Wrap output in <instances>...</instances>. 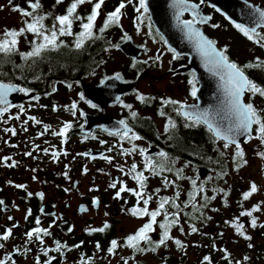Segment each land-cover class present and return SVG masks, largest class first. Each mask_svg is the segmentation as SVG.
Segmentation results:
<instances>
[{
  "label": "flooded vegetation",
  "instance_id": "obj_1",
  "mask_svg": "<svg viewBox=\"0 0 264 264\" xmlns=\"http://www.w3.org/2000/svg\"><path fill=\"white\" fill-rule=\"evenodd\" d=\"M150 1L162 4L164 0ZM72 2L63 0L57 4L67 10ZM96 2L78 6L76 15L86 18ZM121 2L104 0L93 28L99 49L93 57L76 60L79 74L60 79L48 73L45 82L27 85V89L16 84L26 91L20 90V101L0 114V237L11 229L8 240L0 239V261L264 264V156L260 155L261 167L258 178H254L249 174L251 157L247 154L254 127L250 138L239 144L243 151V157H239L235 145L226 148V142L215 138L202 120L196 122L195 117L183 114V107L197 102L191 94L193 87L198 88L195 76L192 71H182L189 59L167 47L148 10L136 11L139 0H123L126 6L119 23L99 31ZM187 2L201 6L202 14L211 17L200 28L219 50L227 46L217 44L215 37L222 32L218 22L223 29L248 38L209 4L201 0ZM193 17L185 12L178 19L191 21ZM77 29L79 25L74 28L75 36L82 31ZM127 40L144 52L136 58L126 57L118 47ZM245 75L248 76L246 72ZM117 76L124 83L135 84L118 101L106 103V98L90 100L84 96V86L100 87L107 78ZM102 88L97 90V96L104 91ZM141 96L144 100L138 98ZM166 100L178 103L165 104ZM120 121L131 129L129 137L136 135L140 139L122 138L124 127ZM65 123L72 127L64 136L58 135ZM161 152L166 157H161ZM149 159L159 175L146 168ZM133 164L137 165L136 172L147 177L143 189L133 179ZM161 165L171 170L160 172ZM252 184L257 191L245 200L244 194ZM122 187L126 190L120 191ZM133 191H142L139 202ZM148 196L152 197L147 205L149 211L159 208L161 198H167L169 203L148 233L151 242L140 241L137 248L128 247L127 238L151 221L150 216L132 214L134 208L145 207L143 199ZM172 201L179 208L173 207ZM254 206H259L260 211L251 217L241 215ZM165 213L169 214L167 220ZM172 213L179 214L169 230L173 239L157 247L163 233L159 225L171 221ZM253 217L256 227L251 226ZM234 223L244 225V236L237 233ZM36 228L50 233H40L43 243L35 234L31 240L28 238L27 234ZM101 228L104 231H98ZM114 240L117 247L109 251ZM175 240H180L183 247Z\"/></svg>",
  "mask_w": 264,
  "mask_h": 264
},
{
  "label": "snow or ice",
  "instance_id": "obj_2",
  "mask_svg": "<svg viewBox=\"0 0 264 264\" xmlns=\"http://www.w3.org/2000/svg\"><path fill=\"white\" fill-rule=\"evenodd\" d=\"M62 2L63 0H56V3L58 4ZM91 2L92 0H73V2L67 8L66 14L59 15L54 18V23L52 24L50 29L47 28L46 25L44 24V21L47 19V15H36V11L41 7L40 0H29L28 6L30 9H32V11H28L26 9L20 8L19 6H15L13 8V11H17L21 14V16L28 17L29 19L25 20L24 26L18 30L17 29L4 30L2 35H0V53L6 55L12 53L17 47L18 37L24 35L26 32H29L32 33L35 37L41 38L42 42L39 43L34 48L33 51L22 55L39 56L42 50L47 49L49 47L52 48L57 47L58 46L57 41L60 36L73 35L72 26L74 20L82 21L86 19L87 21L86 23H81L82 31L78 34L75 45L77 48H80L86 39L93 38V28L95 25V21L97 19V16L99 15V9L104 3V0H97V2L94 3L92 7L91 14L88 15L86 18L76 15L78 6ZM128 2L131 3L132 0H128ZM179 2L185 6V10L190 8L194 12L193 20L183 21L182 24L188 30L190 38L195 40L197 50L206 60V66L210 64L211 67L209 70L212 71L214 74L219 75L221 80L224 81L223 87L227 99V105H226L227 112L225 113L223 119L228 120V126L223 136L220 128L218 126H214L211 120H209L207 112L198 113L195 117L196 122H200V117L203 116L204 122L208 124L210 130H213L217 137L222 136V138L226 141L224 146L227 148L229 144H235L237 148V156L243 157V151L240 149V145L235 138L236 135H243L245 133H250L252 130V126L257 125L258 126L257 132L259 134L257 138L260 139L262 143H264V116L261 115V111L258 110L252 102L244 103L242 101V96L247 92L250 93L252 97H255L256 95H259L260 97H264V87H261L252 80H250L248 76L245 75V71L243 68L238 66L235 62L229 61L228 57L225 55L226 50H217L215 47V42L208 39L206 36L203 35L202 32H200L194 27V24L196 23H206L208 20L211 19V17H203L197 20L195 15V9H197L199 6L196 4L189 5L187 3V0H179ZM201 2H203V0H201ZM125 6L126 5L122 0L119 6L113 12L108 14L103 27L100 28L99 31L104 32L109 26L113 24H118L122 14L121 10L124 9ZM141 9L147 12L145 0H139V7L136 9V11L139 12ZM256 11L258 13L257 26H259V21H264V10L257 9ZM235 26L241 32H243L244 35L247 36L249 39H252L254 35H257L255 27L249 29L243 27L240 24H236ZM214 27H218V25H214ZM256 66L259 67L260 65L257 64ZM245 67H253V65L249 64L246 65ZM117 79H119V76H117ZM69 87H71V85H69ZM13 90L15 89L13 88L12 85L0 83V104L4 105V107L0 108V114H3L4 112L8 111L10 105L8 104L7 101V95L9 92ZM20 90L26 91L24 89H20ZM191 94L193 96H196L195 87H193ZM138 98L144 100V97L142 96ZM164 103L177 104L178 102L173 100H166L164 101ZM126 107H130V106H126ZM181 107H183V105H181ZM75 108H76V104L73 103L72 109ZM73 114L75 115L74 112ZM81 115H83V113H81ZM132 115L135 116L136 114L133 113ZM161 115H163V112H161ZM120 124L123 125L124 127L122 138L128 137L129 139H133V140L140 139V137L136 135H132L131 137H129V132H131V129L128 128L125 121H120ZM71 127L72 125L70 123H65L63 128L57 134L64 136L67 130L70 129ZM47 130H48L47 126H45V131ZM115 134L119 135L120 133L117 132ZM132 151H135V146H133ZM140 151L141 154L143 155L144 150L141 149ZM125 154H130V153L126 151ZM260 155L264 156V153H261ZM160 156L166 157V154L161 152ZM136 168L137 165L133 164L131 166L130 171L132 173H135L133 179L137 180V182L140 185V188L143 189L145 187V181L147 177L144 176L143 172H136ZM146 168L152 169L154 174L159 175V172L156 171L155 166L152 164V161L150 159L147 160L146 162ZM165 170L170 171L171 169H165L163 165H161L159 171L162 172ZM178 177H179V172H178ZM167 183L168 181L165 178V185H167ZM192 183L193 185H195L196 181L193 180ZM112 187H115V184H113ZM125 190L126 189L123 187L120 189V191H125ZM256 191H257V186L255 184H252L251 190L244 194V199L247 200ZM133 194L138 197V202H139V198H143L142 191L140 192L133 191ZM42 195L43 194H41V196ZM178 195L179 194H177V196ZM117 196H119V193H117ZM151 199H152L151 196H148L146 199H143V204L145 205V207H143L142 209L134 208L132 210L133 215L150 216L151 221L149 223L144 224V226L141 227L134 235H130L127 238L128 247L137 248L140 241L151 242L148 233L153 231V224L156 223L157 217L161 214V211L164 210L165 205L169 203V200L167 198H161L159 208L154 211H149L147 205ZM205 199H207V197H205ZM2 203L3 202L0 201V204ZM172 206L179 208V205H177L175 201H172ZM258 211H260L259 206H254L251 209V211L242 212L241 215L251 217L253 216L254 212H258ZM168 215H169L168 213H165L166 220L168 218ZM171 215L174 217L171 221L167 223H161L159 225V227L163 229V233L161 239L159 240V243L156 245L157 247H159L160 245H164L166 241L173 239L169 234V230L172 227V225L177 223L179 214L172 213ZM37 224H39L38 219H37ZM251 226L252 227L257 226V221L255 217H253V219L251 220ZM105 227H107V225H105ZM233 227L236 228L238 234L244 236L243 224L234 223ZM196 230L197 229L195 227L192 228L193 232H195ZM69 231H71V229H69ZM98 231H104V229L101 228L98 229ZM181 231H183V229H181ZM40 233H43L44 236H48L50 234L46 229L36 228L32 232H29L27 235L29 240H31L33 238V235L35 234L36 239L41 240V243H43L40 237ZM10 235H11V229H9L6 234L0 237V239L8 240ZM245 239H250V237L245 236ZM175 243L178 246L183 247L180 240H175ZM0 247H3V245H0ZM60 247L61 245L59 244V242H57V250H59ZM116 247H117V242L114 240L112 241V247L109 249V251H112ZM140 250L143 251V249ZM45 254H47V251H45ZM205 259L208 258L205 257ZM245 259H247V257H245ZM0 264H3V261H0Z\"/></svg>",
  "mask_w": 264,
  "mask_h": 264
},
{
  "label": "water",
  "instance_id": "obj_3",
  "mask_svg": "<svg viewBox=\"0 0 264 264\" xmlns=\"http://www.w3.org/2000/svg\"><path fill=\"white\" fill-rule=\"evenodd\" d=\"M203 3H207L215 8L233 25L240 24L249 29L255 27L256 33L259 30L264 31V21H259V26H257L258 13L256 10H264V8L259 5L248 0H203ZM160 4V2L151 3L150 0L146 1V7L150 13L151 22L164 39L168 48L173 50L178 56L188 57V65L182 71H192L195 76V81L198 84L195 96L197 102L193 105L183 107L182 113H187V115L196 117L198 113L207 112L209 120H211L214 126L220 128L223 136L228 126V120L223 119L227 112V99L223 87L224 81L221 80L219 75L209 70L211 67L210 64L206 66V60L197 50L195 40L190 38L188 30L178 19L181 13L186 12L194 15V12L190 8L185 10V6L181 4L179 0H164L162 4ZM188 4L191 5L190 3ZM175 13H178L176 14L177 16H175ZM195 15L197 20L205 17L202 14L201 6L195 9ZM201 24L202 23H196L194 27L203 33L200 28ZM118 48L126 57L136 58L144 52L143 49L136 47L130 40L121 43ZM216 49L219 50L217 47ZM0 83L4 82L0 81ZM9 85H12L15 89L7 95L8 104L13 105L20 101V89L16 84ZM134 87V83H124L120 79H117V77H110L104 80L100 87L84 86L83 93L87 99L104 100V98H106V103H112L118 101L122 94L127 93ZM99 88L104 89V91L100 96H97L96 92ZM244 96L245 94L242 96L243 102ZM0 105L4 106L3 104ZM200 120L204 122L203 116L200 117ZM205 124L209 128L208 124ZM253 127L254 125L252 126V130ZM252 130L250 133L236 135V141L239 144L244 143L250 138ZM210 131L215 138L224 140L222 136L217 137L213 130Z\"/></svg>",
  "mask_w": 264,
  "mask_h": 264
},
{
  "label": "trees",
  "instance_id": "obj_4",
  "mask_svg": "<svg viewBox=\"0 0 264 264\" xmlns=\"http://www.w3.org/2000/svg\"><path fill=\"white\" fill-rule=\"evenodd\" d=\"M19 1L24 2L23 0ZM23 5L24 3H21L18 6L21 7ZM25 9L27 10V8ZM28 11H32V9L28 7ZM42 13L43 11L41 9L36 11V15H42ZM28 19L29 18L27 17L26 20ZM75 32L76 31H73L74 36ZM262 32L264 31L262 30ZM27 33L29 32L22 35L21 39L19 38L20 41L18 40L17 47L12 53L7 55L0 53V81L10 84H18L21 88L26 87L25 89L29 86H35L40 80L45 82V77L48 73L56 74L60 79L79 74L78 69L75 68L77 67V64H75L76 60L90 56L93 57L99 49V47L96 46L98 43V37L93 33V38L86 39L80 48L75 46L77 41V39L75 40V37L69 39L62 37L61 40L57 42V47L44 49L39 56H26L22 54H27L33 51L34 48L42 42L40 38L34 40L32 43H28L26 40ZM257 35H254L252 39L247 38L246 40L250 42L254 41V43L262 45L264 48V39H261L262 37H257ZM250 58L252 59L250 63L244 62L238 66L244 69L253 82L264 87V58L261 56H252ZM45 59L52 60L47 61ZM249 64L253 65V67H245ZM257 64L260 66L257 67ZM43 87L45 86L43 85ZM261 105L264 110V103ZM257 127V125H254V134L259 135ZM257 146L260 154L264 153V143H262L260 139Z\"/></svg>",
  "mask_w": 264,
  "mask_h": 264
},
{
  "label": "rangeland",
  "instance_id": "obj_5",
  "mask_svg": "<svg viewBox=\"0 0 264 264\" xmlns=\"http://www.w3.org/2000/svg\"><path fill=\"white\" fill-rule=\"evenodd\" d=\"M19 0H0V35L4 32L5 29H20L24 26V22L27 19V17L21 16V14L17 11H13V8L15 6H18L21 3H24L23 6H19L20 8H27L28 10V3L29 0H23L24 2L18 3ZM256 5H259L264 8V0H248ZM41 7L40 9L43 11L42 15H47V19L44 21V24L47 28H51L52 24L54 23V18L59 15L66 14V10L64 6H60L56 3V0H40ZM25 6V7H24ZM50 14V15H49ZM79 25L81 29V22L80 20H74L73 26H72V32L74 31L75 26ZM218 25L220 26V30L222 31L218 37L216 38L217 44L220 45V47L223 48V44H226V54L230 59H234L235 62L240 65L244 62L250 63L252 60L250 57H259L261 56L264 58V48L262 45H258L254 43V41L250 42L247 41L244 37L241 36V34L236 33L232 31V29L222 28V24L218 22ZM219 30V31H220ZM257 37L264 38V32L262 30H259L257 32ZM78 35L75 37L77 38ZM73 38V35H65L60 36L58 38V41L61 40V38ZM21 36L18 37V40L20 41ZM40 39L38 37H35L33 34L27 33L26 34V40L28 43H32L34 40ZM57 41V42H58ZM247 103L252 102L254 106L261 111V115L264 116V110L263 106L261 105L264 103V97H260L259 95H256L255 97H252L250 93L247 94V97L245 98ZM258 135L254 134L252 140L247 144L248 151L247 154L250 155V175H253L254 178H258L259 169L261 167V159H260V151L256 150L257 145L259 143V139L257 138ZM253 150L254 154H251L250 150Z\"/></svg>",
  "mask_w": 264,
  "mask_h": 264
}]
</instances>
